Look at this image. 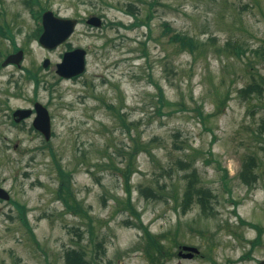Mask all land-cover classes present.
<instances>
[{"label":"rangeland","instance_id":"1","mask_svg":"<svg viewBox=\"0 0 264 264\" xmlns=\"http://www.w3.org/2000/svg\"><path fill=\"white\" fill-rule=\"evenodd\" d=\"M42 1L61 16L81 20L99 15L104 25L93 29L80 21L66 43L46 49L30 38L36 21L24 1L0 0L2 16L24 50L19 68L0 66V186L10 195L7 201L0 199V264H65L68 246L85 248L88 258L93 254L98 260L92 263L150 264L139 220L116 210L115 198L126 194L120 170L136 140L150 151L138 148L131 158V199L151 233H167L160 238L173 254L161 264H213L212 259L258 264L264 258V164L252 185L238 175L244 157H264V96L242 98L238 90L264 78V59L253 51L264 48V0ZM128 3L140 22L131 28L122 26L135 20L126 10ZM176 32L194 37V53L170 40ZM68 46L86 50V68L76 80L55 73ZM232 46L245 51L237 55ZM11 48L1 38L0 52ZM44 58L49 59L45 68ZM23 67L42 76L37 95ZM226 93L225 104L216 111ZM34 95L50 114L48 142L30 128V120L15 125L9 117L12 108L29 105ZM107 104L119 109L125 125ZM175 141L182 147L175 148ZM50 152L72 171L73 190L88 209L104 252L94 251L88 240V219L67 212L56 198ZM179 160L191 161L199 184L213 193V214L204 215L197 202L182 211L174 200L173 194L180 200L184 175L192 171L181 169ZM157 180L166 185L167 200L141 194L142 185L157 187ZM12 200L25 205L39 248L17 218ZM128 220L135 224H125ZM249 222L263 229L257 244L251 242L257 229ZM179 244L197 246L204 258L180 259Z\"/></svg>","mask_w":264,"mask_h":264},{"label":"trees","instance_id":"2","mask_svg":"<svg viewBox=\"0 0 264 264\" xmlns=\"http://www.w3.org/2000/svg\"><path fill=\"white\" fill-rule=\"evenodd\" d=\"M24 3L28 6V10L31 13V15L38 21L40 18V14L43 10L48 8V5L45 1L42 0H23ZM80 1V0H78ZM82 2H90L93 0H81ZM100 1V0H97ZM102 1V0H101ZM94 5L96 4L95 1H93ZM128 8L126 9L129 14H131L133 17H135V20L128 24V25H122L128 28L133 27L134 25L140 24L136 22L137 18V12L135 11V7L131 5V3L127 4ZM3 10L0 11V15H3ZM151 11L148 12V15H146V20L148 21L151 17ZM142 20V19H140ZM146 21V23H148ZM142 22V21H141ZM145 22V21H143ZM0 23H8L6 18L2 16L0 18ZM39 23V22H37ZM121 23V22H118ZM165 25V31L168 32L170 30V27L167 23H164ZM41 30V27H38L37 31ZM10 33V27L9 25H0V34L7 36ZM12 38V36H10ZM173 41H176L181 50H188L189 52L195 51V46L197 45V41L194 39L193 36L181 34V33H174L171 37ZM211 39H214L213 37ZM230 42H227V47L231 46L228 45ZM13 46L15 47V43L13 42ZM236 52L237 55H241L245 49L240 46H232ZM259 49V50H258ZM258 49H254L256 55H260L262 59H264V48L259 47ZM240 96L244 98L250 97L252 94L256 93L261 96H264V78L260 76V79H252L250 83H247V85L239 88L238 90ZM227 94H225V97L220 99L218 103H216V111L221 110V105L225 104L227 100ZM159 100H163L164 96L162 93V89L159 87L158 91ZM108 107L115 111L116 115L118 116L119 120L122 122V124L125 125V119L120 115L119 109L113 107L112 105L107 104ZM127 125V124H126ZM260 128L264 129V118H262L260 123ZM134 138V137H133ZM175 148H181V143L174 142ZM144 150V151H150L148 144L146 143H140L138 140L134 141V149L130 153V160L128 161L125 168H123L121 171V174L124 176V185H125V196L118 198L116 197L115 200L119 202V206H117V211H126L129 215L135 216L139 222L136 224L141 227L143 230L145 237H144V243L142 245V249L144 251V254L150 264H161V262L165 259L170 257L173 252L169 250L166 243L162 241V238L167 236V233L161 234V235H155L150 232L148 227L144 225L140 218V213L136 210L134 204L132 203L131 199V184L129 182L130 180V174L132 172V160L131 158L136 154L137 149ZM261 150L263 151L264 156V145L261 146ZM53 158V164L57 175L58 184L55 189V196L56 198L61 201L63 204L65 210L72 214H77L80 217H84L88 219V222L86 224V228H88V233L94 238V227L95 225L92 222V217L88 211L87 208H85L82 203L79 201V199L76 197L75 192L73 190L72 186V171L70 169H66L62 166L60 161L55 158V154L50 152ZM264 161L261 159V156L257 154H250L243 158L241 163V170L239 172V178L246 184L252 185L255 183L258 179V168L261 166ZM179 164L181 165V169H185V166L191 167L192 171L188 174H185L184 177L187 178V183L184 186V190L182 193V196L180 200L177 198L176 194H173V198L176 201V203L182 208V211L188 210L192 207L194 202H197L201 207V212L204 215H211L214 213L212 205L211 198H213V193L203 185L199 184L198 177L196 175V169L193 166V163L191 161L187 160H179ZM207 162V161H206ZM226 176V175H225ZM226 180V177L224 181ZM157 187H153L151 185H145L141 186L140 192L145 198L151 197L152 199H165L167 200V191H165V184L160 183L159 180L156 181ZM223 188H226L225 185H223ZM16 209L18 210V219L21 221V223L27 228L31 238L36 243V238L34 235V232L28 222V219L26 217V208L24 204H21L19 202L13 201ZM239 221L242 224L248 223L247 221L243 220L239 217ZM134 223L131 220L125 221V224ZM135 224V223H134ZM249 225L253 228L257 229V237L253 239L251 242L252 244H257L260 241V236L262 233V228L258 227L254 223L249 222ZM79 237H82V234H78ZM93 241V239H92ZM101 243V241H98ZM96 245H100L99 243L93 241ZM85 251H78L71 248H66L63 254L64 262L65 264H94L92 261L94 260V256L91 260H87L84 257ZM96 263V262H95Z\"/></svg>","mask_w":264,"mask_h":264},{"label":"water","instance_id":"3","mask_svg":"<svg viewBox=\"0 0 264 264\" xmlns=\"http://www.w3.org/2000/svg\"><path fill=\"white\" fill-rule=\"evenodd\" d=\"M88 23L99 26L101 20L97 16H91ZM76 19L58 17L53 14L51 10H46L42 13V24L43 31L39 36V42L48 48H52L57 44L61 43L73 30ZM21 51L14 54H10L6 57L3 64L8 62L18 63L21 58ZM84 55L85 50L82 48H75L71 51H67L63 54L62 61L57 64L56 72L62 76L70 77L81 73L84 70ZM48 60L44 61L46 65ZM37 116L33 121V125L39 129L45 136V139H49L50 136V119L48 111L45 107L37 104ZM19 114L26 115L28 110H18ZM0 197L3 199H9V194L7 191L0 187ZM183 250H187V256H191L194 252H198L197 248L194 246L183 245L180 253ZM258 264H264V259L260 260Z\"/></svg>","mask_w":264,"mask_h":264},{"label":"flooded vegetation","instance_id":"4","mask_svg":"<svg viewBox=\"0 0 264 264\" xmlns=\"http://www.w3.org/2000/svg\"><path fill=\"white\" fill-rule=\"evenodd\" d=\"M83 22V21H82ZM86 27H89V28H92L88 25H86V23H84ZM6 67V66H5ZM5 67H2V68H5ZM19 68V66H17ZM25 70V73L27 75V77L29 78V80L32 81L33 83V89L34 88H37L35 90V93L37 95V91H38V88L41 86V84L44 82L43 79H42V76H39V73L37 72L36 69H33L30 71V73L28 72V70L24 69ZM31 74V75H30ZM80 76H76V77H72V78H67L68 80H76L78 79ZM60 79H64L62 77H59ZM17 88L20 87L19 83L16 84ZM15 93H16V90H15ZM34 95V97L32 98L31 102L29 103V105L27 106H16L14 108H12L10 111H9V117H10V120L12 122V124H15V125H20V124H23L25 121L27 122V120H30V123L31 121L33 120L34 116L36 115V110H35V104L40 102L42 103L41 101L38 100L37 96ZM8 102V101H7ZM7 102L5 103L7 106ZM44 104V103H43ZM45 105V104H44ZM17 108H28L29 111H28V115L26 117H19L18 115L17 116H14L13 115V112L15 111V109ZM30 128H32V125L30 126ZM34 130V129H32ZM35 131V130H34ZM179 246L178 245V249H179ZM178 251H177V255H178ZM183 254V253H182ZM205 254H202V253H198V254H194V256L192 257H188V258H185V259H188V260H191V259H195V258H204ZM98 261V260H97ZM213 264H216V263H213Z\"/></svg>","mask_w":264,"mask_h":264}]
</instances>
